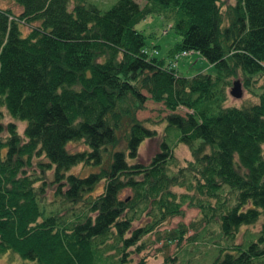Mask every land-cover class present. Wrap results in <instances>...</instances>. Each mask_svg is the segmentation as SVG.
<instances>
[{
	"label": "trees",
	"instance_id": "16d2710c",
	"mask_svg": "<svg viewBox=\"0 0 264 264\" xmlns=\"http://www.w3.org/2000/svg\"><path fill=\"white\" fill-rule=\"evenodd\" d=\"M11 1L17 12L0 6V255L123 264L185 201L222 237L208 264H264V0ZM161 11L179 34L168 55L197 51L213 73L180 74L149 51L134 23ZM239 73L245 87L260 76L254 100L226 103ZM147 99L168 111L141 162L156 133L134 115Z\"/></svg>",
	"mask_w": 264,
	"mask_h": 264
},
{
	"label": "rangeland",
	"instance_id": "374dc122",
	"mask_svg": "<svg viewBox=\"0 0 264 264\" xmlns=\"http://www.w3.org/2000/svg\"><path fill=\"white\" fill-rule=\"evenodd\" d=\"M84 2H91L98 8L104 9L108 7L115 0H83ZM139 4L143 0H135ZM222 6L225 2L233 0H220ZM0 6H9L13 12L18 11V7L11 0H0ZM173 15L161 11L160 13H151L140 18L134 23V27L144 35V40L147 48L155 56L162 57L165 61H171L172 66L180 74H192L196 71H207L213 73V65L209 63L197 51H191L187 54L177 53L176 57L168 55L167 49L179 39V34L173 30L171 23ZM27 25L22 26V30H26ZM154 49V50H153ZM240 79L239 90L240 95L234 97L227 95L226 103H244L246 101L254 100L253 91L254 84L260 82V76L254 81L253 85L245 87L242 85V75L237 74ZM182 112L184 108L177 107L176 109ZM168 110L161 102H155L151 99L144 100L140 108L134 110V115L139 120L147 125H151L156 129L155 136L145 138L138 145L136 159L145 162L149 159L151 154L157 149L158 140L162 133V121L160 117ZM7 115L3 120L7 119ZM17 130L22 129V122H16ZM170 129H174L171 127ZM175 130V129H174ZM168 130L165 138L169 143L173 142L172 136ZM121 133V131L119 132ZM118 144H123L122 140ZM173 146V153L179 158L189 156L187 147L176 142ZM67 147L72 150L81 149L83 144L81 142H70ZM264 147V144H263ZM82 167V166H81ZM79 164L72 168L73 171L81 170ZM83 170V169H82ZM175 189L180 190L181 187L174 186ZM99 189V186L96 187ZM181 213L174 214L166 220L158 224L153 231L145 235L144 246L138 252H130L127 254V259L123 264H171L166 259L169 256L176 255L178 264H208L211 255L217 252L218 242L222 241V237L216 234L215 226L212 224L204 225L203 220L197 213L195 206L187 204L185 201L180 205ZM136 219H134L133 222ZM207 226V230L204 227ZM176 228L181 229V236L177 238L178 232ZM258 228V222L240 226L236 236L235 242L243 239L247 232L254 233ZM175 230V231H174ZM214 245V246H213ZM166 260V261H165ZM0 264H24V260L14 254L4 253L0 255Z\"/></svg>",
	"mask_w": 264,
	"mask_h": 264
},
{
	"label": "water",
	"instance_id": "95a60500",
	"mask_svg": "<svg viewBox=\"0 0 264 264\" xmlns=\"http://www.w3.org/2000/svg\"><path fill=\"white\" fill-rule=\"evenodd\" d=\"M229 94L234 97H237L240 95L239 82L237 80L232 81V84L229 88Z\"/></svg>",
	"mask_w": 264,
	"mask_h": 264
}]
</instances>
